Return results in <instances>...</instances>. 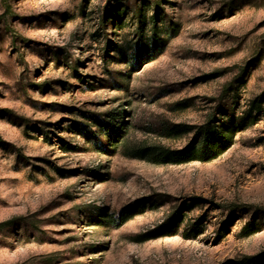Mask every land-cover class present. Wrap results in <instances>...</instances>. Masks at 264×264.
I'll return each mask as SVG.
<instances>
[{"label":"rangeland","instance_id":"374dc122","mask_svg":"<svg viewBox=\"0 0 264 264\" xmlns=\"http://www.w3.org/2000/svg\"><path fill=\"white\" fill-rule=\"evenodd\" d=\"M259 95L264 0H0V264H264V103L144 152Z\"/></svg>","mask_w":264,"mask_h":264},{"label":"trees","instance_id":"16d2710c","mask_svg":"<svg viewBox=\"0 0 264 264\" xmlns=\"http://www.w3.org/2000/svg\"><path fill=\"white\" fill-rule=\"evenodd\" d=\"M118 16V6L112 7L111 15L103 16L100 19L101 26L109 22L108 18L113 20V22L111 21L112 24H116L115 20L119 18ZM135 17L140 24L138 12L135 13ZM152 24L154 26V22ZM263 103L264 96L259 95L249 102L247 109L242 111L241 116L237 118L225 111L222 118L217 119L215 116H212L208 121L198 126L174 125L168 134L178 136V134L193 132L191 140L185 146L180 149L158 147L144 152L149 156L150 161L156 164L179 165L194 161H212L233 144L234 134L246 127L245 120L247 118H253L249 121V125L255 123V117L252 116L254 113H259Z\"/></svg>","mask_w":264,"mask_h":264}]
</instances>
